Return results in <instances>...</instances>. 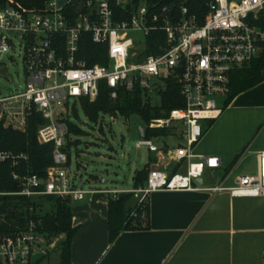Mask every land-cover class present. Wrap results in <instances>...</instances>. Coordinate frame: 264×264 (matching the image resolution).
<instances>
[{"label": "built area", "instance_id": "built-area-1", "mask_svg": "<svg viewBox=\"0 0 264 264\" xmlns=\"http://www.w3.org/2000/svg\"><path fill=\"white\" fill-rule=\"evenodd\" d=\"M61 1L34 0L25 6L9 0L0 6V53L15 51L26 74L23 87L8 92L0 87V123L25 131L29 119L37 116L43 120L38 123V141L54 146V165L47 168L46 177L14 171L21 188L10 193L35 199L55 195L74 202L96 192L91 185L80 187L77 176L69 173L66 144L70 125H75L69 117L83 109V100L97 99L102 82L110 88L113 99L121 89L131 91L140 85L159 101L157 90L166 88L170 76L177 79L185 104L167 116L151 119L148 127L142 125L146 130L171 129V134L149 137L147 131L142 137L139 132L136 147L146 148L156 160L148 162L145 184L131 192L144 200L157 190L201 189L198 180L205 170L221 163L217 155L194 160V149L205 127L202 121L222 114L233 72L261 55L264 30L255 20L264 12V0H208L203 19L183 4H176L171 12V4L156 6L147 0ZM84 33L91 34L95 43L108 44L107 64L88 65L80 57ZM151 47L154 52H149ZM9 73V66L0 64V76ZM219 97L225 100L219 101ZM175 135L183 142L166 147V139ZM257 159L254 174H240L228 185L230 169L220 183L207 189L264 196V150L257 152ZM28 160L25 151L0 150V163L18 166ZM172 164H186V169L175 170ZM48 246L39 224L29 219L18 231L0 234V264H35L33 255Z\"/></svg>", "mask_w": 264, "mask_h": 264}, {"label": "crops", "instance_id": "crops-1", "mask_svg": "<svg viewBox=\"0 0 264 264\" xmlns=\"http://www.w3.org/2000/svg\"><path fill=\"white\" fill-rule=\"evenodd\" d=\"M263 88L264 81L236 96L196 144L194 160L217 155L221 161L218 167L205 170L198 180L201 189L157 190L149 195V229L123 231L109 241V198L115 194L107 191H131L135 185L132 189L96 187V192L74 201L73 225L77 231L71 264H264V196H236L207 189L221 182L238 154L242 156L230 168L228 185L243 174L240 166L249 153L257 163V152L264 146L252 148V142L264 127V102L257 99V91ZM244 113L252 119L249 135L228 141L227 131ZM166 147L175 146L166 139ZM149 153L150 162L154 154ZM171 168L184 171L186 164H172ZM55 248L56 241L49 244L39 260L42 262L35 264H58L59 259L50 262L51 256L47 257Z\"/></svg>", "mask_w": 264, "mask_h": 264}, {"label": "trees", "instance_id": "trees-1", "mask_svg": "<svg viewBox=\"0 0 264 264\" xmlns=\"http://www.w3.org/2000/svg\"><path fill=\"white\" fill-rule=\"evenodd\" d=\"M7 1L9 0H0V6H3ZM17 1L28 6L34 0ZM130 1L134 3L140 0ZM147 1L156 6L171 3L186 5L190 12L197 15L199 19H203L205 16L208 3V0ZM255 24L264 30V12L258 16ZM149 52H154V49L151 47ZM80 57L85 59L88 65L107 64L109 60L108 44L95 43L91 34L84 33L81 40ZM263 81L264 48L261 55L250 65L233 72L231 90L225 100L224 109L240 93ZM157 94L160 99L158 102H154L153 97L140 85H137L131 91L121 89L118 97L113 99L110 95V88L105 82H102L97 99L95 101L83 100V109L92 121H97L102 113L121 115L125 118L139 115L142 125L148 127L151 119L167 116L173 108L182 107L185 104L177 79L173 76L167 78L166 88L157 90ZM215 120H210V124L204 127L203 134ZM40 121L43 122L37 116L31 117L25 131L4 127L0 123V150L25 151L29 155V160L18 166H14L11 162L0 163V192H3L0 194V234L14 233L19 228L25 227L29 219H34L39 224V230L46 235L48 241L62 234L65 235L55 248L59 253L58 264H71L72 240L77 231V226L73 225V201L70 198H61L55 195H45L35 199L10 193L19 191L21 188L19 181L13 177L14 171L23 175L37 174L40 178H45L47 168L54 165L53 144L40 143L37 139ZM70 131L79 134L84 132L73 124L70 125ZM147 131L149 137H162L171 134V129L167 128H148ZM241 156L242 153L238 154L227 169L230 170ZM155 160V156H152L150 162ZM149 167L150 163H147L143 168L136 170L134 175L135 188L145 184L149 175ZM108 221L110 242H113L123 231L149 229L151 224L149 198L139 200L131 191L117 193L109 198Z\"/></svg>", "mask_w": 264, "mask_h": 264}, {"label": "rangeland", "instance_id": "rangeland-1", "mask_svg": "<svg viewBox=\"0 0 264 264\" xmlns=\"http://www.w3.org/2000/svg\"><path fill=\"white\" fill-rule=\"evenodd\" d=\"M140 36L143 37L142 34ZM0 64H5L10 68L9 74L0 76V87L3 92L25 85V68L15 51L6 54L0 53ZM257 92L258 101L264 102V88ZM217 99L224 101L225 97ZM153 101L158 102L155 95H153ZM69 120L84 131L80 134L71 132L66 144V153L69 156L68 170L72 177L77 176L76 184L83 188L91 185L94 187L132 189L136 170L143 168L149 162L150 156L146 148L139 149L136 147L139 127L142 125L140 116L132 115L125 118L121 115L101 114L97 121H92L80 108L78 115H71ZM202 122L205 127L210 124V120ZM251 122V115L246 113L236 117L235 124L229 128L225 138L228 141L246 138L251 131ZM167 140L173 146L183 142L180 135H175ZM252 144V148L258 145L264 146V127ZM240 170L241 173L254 174L257 171L255 156L249 153L240 166ZM80 179L82 183H80ZM64 237L65 235L59 241L53 238L49 240V244L56 241L57 246ZM49 253L50 255L47 257L51 256L50 262L59 259L57 250L51 249Z\"/></svg>", "mask_w": 264, "mask_h": 264}, {"label": "water", "instance_id": "water-1", "mask_svg": "<svg viewBox=\"0 0 264 264\" xmlns=\"http://www.w3.org/2000/svg\"><path fill=\"white\" fill-rule=\"evenodd\" d=\"M63 2H64V0L61 1V3H63ZM175 7H176V3H171V9H170L171 12L174 11ZM4 71H6V69ZM139 132H140V136H142V137L147 136V130L142 125L139 127ZM45 251H46V249H43V251L35 253L32 257L33 262L37 263L40 259H42L43 256L45 255Z\"/></svg>", "mask_w": 264, "mask_h": 264}]
</instances>
